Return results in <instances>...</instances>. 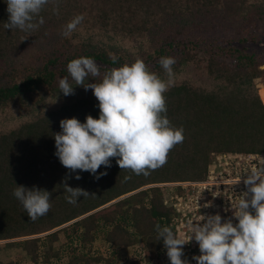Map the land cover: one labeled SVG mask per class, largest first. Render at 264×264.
I'll return each mask as SVG.
<instances>
[{
    "label": "trees",
    "instance_id": "16d2710c",
    "mask_svg": "<svg viewBox=\"0 0 264 264\" xmlns=\"http://www.w3.org/2000/svg\"><path fill=\"white\" fill-rule=\"evenodd\" d=\"M54 7L45 6L36 30H11L3 27L8 13L0 0V113L23 115L0 132V242L22 239L6 246L25 251L31 264H58L65 256L68 264H154L166 254L155 225L172 227L170 199L184 193L171 184L206 180L217 154H264V88L259 95L256 85L264 78V56L241 46L264 39L263 0H58V14ZM79 14L82 23L64 36V26ZM212 18L231 23L232 36H207L205 20ZM27 48L41 49L27 62H15ZM81 56L93 58L102 74L139 58L162 79L167 76L160 58H175L166 115L174 127H183L185 139L163 167L135 175L112 158V166L97 173L107 175L96 180L62 166L53 137L60 120L99 117L91 89L73 81L74 95L60 92L68 62ZM196 69L203 80H194ZM66 176L70 187L95 195L68 203ZM17 185L49 191L48 214L31 221L13 195ZM99 233L110 253L95 256ZM140 242L142 256L130 260V249Z\"/></svg>",
    "mask_w": 264,
    "mask_h": 264
},
{
    "label": "clouds",
    "instance_id": "9594fccd",
    "mask_svg": "<svg viewBox=\"0 0 264 264\" xmlns=\"http://www.w3.org/2000/svg\"><path fill=\"white\" fill-rule=\"evenodd\" d=\"M5 2L8 13L5 29L36 30L44 23L40 13L48 4L56 5L53 12L58 14V0ZM83 19V14L74 16L64 26L63 35L74 32ZM110 59L114 64L117 62L115 54H110ZM159 63L167 79L151 71L139 58L103 74L101 66L91 57L81 56L68 62V75L59 80L60 92L74 95V81L85 91L92 90L99 108L98 118L87 115L83 123L76 117L61 119V131L53 134L54 154L69 173L89 172L99 180L107 172L97 175L98 170L101 166L111 167V159L115 158L120 169L148 176L167 163L170 151L183 143L185 136L183 127H174L166 115L165 93L173 82L176 60L161 57ZM90 77L99 78V82L85 83ZM244 174L246 190L231 204L230 218L224 219L220 214L200 215L195 223L188 222L190 235L186 238L169 226L155 225L170 264H190L182 257L184 246L193 239L200 252L192 257L196 264H264V165ZM68 179L66 176L63 182L68 203L75 205L80 197L95 195L80 187H70ZM75 179L81 176L77 174ZM13 195L33 222L47 215L52 207V194L35 186L29 189L17 185Z\"/></svg>",
    "mask_w": 264,
    "mask_h": 264
},
{
    "label": "built area",
    "instance_id": "2783aa9c",
    "mask_svg": "<svg viewBox=\"0 0 264 264\" xmlns=\"http://www.w3.org/2000/svg\"><path fill=\"white\" fill-rule=\"evenodd\" d=\"M262 165H264V154H217L209 166L206 180L171 184L184 189L182 195H174L170 199L175 209L172 230L186 238L190 235L188 222L195 223L200 215L220 214L224 219L230 218L231 204H234L238 195L246 190L243 184L246 175L244 173ZM239 178L240 182L236 183ZM233 223L236 221L233 220ZM183 250L185 255L182 259H188L190 264H196L192 257L199 255L200 252L195 240L186 244Z\"/></svg>",
    "mask_w": 264,
    "mask_h": 264
},
{
    "label": "rangeland",
    "instance_id": "374dc122",
    "mask_svg": "<svg viewBox=\"0 0 264 264\" xmlns=\"http://www.w3.org/2000/svg\"><path fill=\"white\" fill-rule=\"evenodd\" d=\"M264 3V0H263ZM205 26L208 28V32L206 33L207 36H214L216 39H222L225 38L226 36H232V32L230 31L231 29V23L224 21L223 19L219 18H212L209 20H205ZM238 25H236L237 28ZM230 27V28H229ZM242 47L248 48V50L252 53H256L259 56H264V39L258 43V44H245L241 45ZM41 48H27L26 50L22 51L20 54L15 56L13 60L15 62H27L28 60L31 59L32 52L33 51H38ZM1 67V64H0ZM264 69V66L262 67ZM202 70V68H201ZM202 73L201 71L199 72L198 69L195 70L194 72V80L195 81H201L203 80V77L201 76ZM191 78V77H190ZM256 85L258 88V92L260 95V90L261 88H264V78L262 79H257L256 80ZM261 94L264 98V89L261 91ZM261 97V96H260ZM23 115L20 113H0V132L3 131V129H10L14 124L18 123L20 119H22ZM100 235L98 236V240L95 242L94 247H93V255L97 256L100 254H109L110 250L108 249L107 243L105 242L103 238V233H99ZM46 234H43L41 236H35V237H44ZM22 239H16V240H9V241H1L0 242V259L3 262H10L13 260H18L20 264H31L30 257L26 254L25 251L20 249L19 247H8L6 246L9 242L13 241H20ZM62 241H67L65 236L62 237ZM59 245V244H58ZM142 248H143V243H139L136 246L132 247L129 251V259L131 260L132 258L138 256H142ZM58 264H68V258L65 256V258ZM154 264H170V261L168 260V257L163 255L157 262Z\"/></svg>",
    "mask_w": 264,
    "mask_h": 264
}]
</instances>
